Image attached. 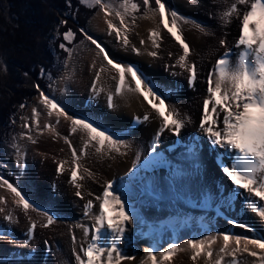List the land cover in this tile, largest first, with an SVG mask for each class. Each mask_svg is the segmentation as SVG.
Returning a JSON list of instances; mask_svg holds the SVG:
<instances>
[{"label":"bare ground","instance_id":"6f19581e","mask_svg":"<svg viewBox=\"0 0 264 264\" xmlns=\"http://www.w3.org/2000/svg\"><path fill=\"white\" fill-rule=\"evenodd\" d=\"M232 2L233 0H196L195 4H191L189 0H175L176 6L182 12L199 13L207 17L204 25L209 34L202 33L193 24L186 25L182 30L191 48L188 63L194 62L197 65L198 77L194 88L187 86L188 73L177 63L183 50L159 23L158 15L150 14L142 18L136 28L127 33L130 40L127 48L123 47L122 39L116 40L114 32L109 35L106 20L112 21V16L105 17L100 11L101 14L98 13L89 26V33L97 39L104 40V47L115 60L124 64H135L141 72L155 82L174 86L173 95L166 103L174 105L181 116L187 118L186 127L182 130L180 137L166 130L157 144V150L160 149L162 155L172 165H180L185 173L177 182L176 190H170L166 183L170 174L167 167L155 170L159 191L164 199L157 200L147 194H142L138 185L130 189V203L136 208L142 223L130 226L126 234L127 245L121 242V246L129 254L137 257L136 260L125 261L124 264H140V260L145 255L144 249L150 245L159 244L166 247L167 242L172 240H179L183 244L184 240L197 237L201 233L206 235L229 231L249 238L264 235V219L250 210L246 212L243 197L233 198L230 206L224 203V200L230 196V181L212 161V155L215 153L206 142L205 135L200 133L198 128L203 99L206 97L205 67L207 66L208 69L217 56L225 50L222 47L217 51L221 39H226L230 47L239 35L238 24L240 23H238L239 18L236 14H233L230 23L226 24L221 19L222 12L227 10ZM243 8L244 6H240L241 15ZM152 29L160 31L162 41H165L164 46L160 41L161 46L158 49H154L148 39ZM113 35L115 41L110 45L108 40H111ZM141 40L144 41L143 44L140 43ZM133 46L139 49V54L132 51ZM151 51H157L158 56H150L148 53ZM165 51L173 52L174 61L173 59L172 61L165 60L167 59L163 53ZM91 56L87 61L86 69L68 82V88L66 87L68 92L64 96L63 104L71 109L68 110L69 114L76 117L84 116L83 110H87L88 107L89 111L95 112L99 117L98 122L104 123L106 127L114 131H119L127 142V147H121V154L111 153L108 156L96 154L93 148L87 150V156L82 157L80 162L94 175L89 178L87 174H84L85 179L79 181L82 184L80 190L84 195V199L81 200L75 196L76 188L69 182L72 167L71 151L65 142V137L71 140L79 150L83 145V134L77 132L69 135L71 123L63 116L59 117V122L56 121L57 119L52 120V117H44L45 121H40L37 127L39 133L34 136L36 138L33 137L35 143H26L22 147L20 156L22 159L16 162L20 170L18 171V166L14 164L8 167V175L11 176L9 181L23 188L37 205V209H29L25 213L17 204L18 198L6 186L0 187V197L4 198L3 202H0V209L3 210L0 211V235L5 237L0 239V264H76L73 248L78 251L82 243L86 245V241L83 238L82 229L75 225L93 223L91 219L83 216L84 204L80 210L78 204L93 199L94 197L89 196V193L100 194L102 186L108 180L114 181L117 186L121 178L127 181L128 176L125 174L129 173V169L133 167V162L142 164L152 144V138L161 123L160 119L138 94L125 92L121 96L115 95L116 81L112 79L115 75L114 71L106 70L101 74L97 88L102 91L95 95L89 88L95 74L92 70L99 69L102 63L99 60L100 57L91 59L93 58ZM90 62H93L95 67H91L93 64ZM161 62L168 67L165 75L159 72ZM103 64L106 65L107 62L104 61ZM127 79L134 86L131 77ZM59 87L62 89L64 84L60 82ZM110 93L113 95L115 105L112 109L107 106V96ZM87 94H90V97H86ZM145 113L151 117L149 121L142 122L140 125L130 123L134 117L142 118ZM41 122L43 126L49 123L53 127L46 130L41 126ZM31 130L27 132L28 136L31 135ZM172 146H176L174 151L170 149ZM190 146L197 148V156L202 161L198 173L191 166L192 161L187 151ZM137 153H139V159ZM227 159L228 157L225 156V160ZM62 161L65 162V171L63 174H57L56 167ZM143 174L141 171L140 175ZM241 192H243L242 189ZM244 195L248 194L244 193ZM43 209L53 212L59 220L49 227H44L47 217L41 214ZM9 214L12 219L6 220L5 217ZM229 219L250 226L255 229V232L249 231L248 228L233 227L227 223ZM33 222L37 227L29 244L24 245L22 243L25 238L24 234ZM6 227H8L7 232L1 230ZM73 233L76 236L75 244L71 241ZM12 239L21 243L14 244L11 242ZM45 241L49 242L50 248H46ZM222 244V238H219L213 248L218 251ZM231 246H235L234 242ZM249 247L251 248V245ZM252 250L260 252L259 249ZM239 255L242 264H258L256 257L248 256L246 253ZM190 257L191 250L186 248L184 252L174 257L172 264H207V259L203 256L195 262Z\"/></svg>","mask_w":264,"mask_h":264},{"label":"snow or ice","instance_id":"6c2138e0","mask_svg":"<svg viewBox=\"0 0 264 264\" xmlns=\"http://www.w3.org/2000/svg\"><path fill=\"white\" fill-rule=\"evenodd\" d=\"M79 3L88 9L98 7L105 17L115 14L120 21V26L117 27L110 19L106 20L109 35L114 32L117 41L122 39L123 47L129 46L130 40L127 33L130 29L126 23V17H131L134 23L135 14L141 10L140 3L136 0H118V6L113 3V0H79ZM189 3L195 4L196 0H189ZM69 6H71L70 0ZM142 6L145 16L148 12L159 16V23L182 48L183 54L179 56L177 63L188 73L187 86L194 88L198 77L197 65L194 62L188 63L191 48L183 36L181 22L193 24L204 34H209L207 27L168 6L166 0H155V7L152 6L151 0H142ZM240 6H244L242 15ZM233 14H236L240 21L239 35L231 47L228 46L226 39L219 41L225 51L215 60L207 73L206 97L203 99L198 128L199 132L205 135L206 142L213 153L219 152L221 157H228L227 160L222 158L214 160L216 167L230 181V196L224 200V203L230 206L233 198L243 197L246 212L250 210L264 219V203H262L264 202V0H233L229 8L222 12L221 19L226 24L230 23ZM60 23L66 24L67 21L62 20ZM79 33L85 40L95 45L98 50L97 56L107 62L106 65L101 64L95 71L91 82L93 93L98 95L102 91L97 88L101 74L106 70L114 71L115 75L112 79L116 81L115 95L121 96L125 92L138 94L161 121L152 138L151 151L143 158V163L138 164L134 161L133 167L129 169L131 175L126 173L128 180L121 178L119 186L114 181L108 180L102 186L100 194L89 193V196L94 198L84 203L83 216L91 219L93 223L75 225L82 229L83 238L86 241V245L82 243L78 251L73 248L76 264H124L125 261H134L137 257L129 254L121 246V242L127 245L126 234L130 226L142 223L139 213L130 203V189L138 185L142 194H147L157 200L164 199L159 191L155 170L167 167L170 174L166 183L170 190H176L177 182L185 173L180 165H172L157 151V144L166 130L180 137L182 130L186 127L187 118L182 117L174 105L166 103L173 95L174 86L155 82L141 72L135 64H124L115 60L106 48L84 28L79 29ZM76 35L77 32L72 29H67L62 33L63 40L69 43L75 39ZM148 39L152 47L158 49L163 37L160 31L152 29ZM140 43L143 44L144 41L141 40ZM59 47L71 55L72 49L66 47L65 43H61ZM132 51L139 54V49L134 46ZM148 54L152 57L158 56L157 51H151ZM169 55L172 54L169 53ZM41 73H44V69H41ZM129 76L134 86L133 83L128 82ZM35 87L39 93V102L47 109L49 117L55 115L59 122V117L63 116L71 123L69 135L77 132L83 134V145L79 150L71 140L65 137V142L71 151L72 167L69 182L76 188L75 196L83 200L84 195L80 190L82 184L79 181L85 179L84 174H87L89 178L94 175L80 162L82 157L87 156V150L93 148L95 153L101 156H108L111 153L121 154V147H127V142L118 130L114 131L106 127L104 123L88 116L76 117L69 114L67 108L55 97H50L39 84ZM107 106L109 109L115 107L111 93L107 96ZM20 107L24 108L25 105L21 104ZM39 114L38 109L34 107L32 123L25 122L23 127L25 129H31L33 126L39 127ZM150 119L151 117L145 113L142 118L134 117L130 123L140 125ZM52 127L51 124L44 125L45 129ZM28 139L31 140L32 137L29 136ZM187 151L192 161L191 166L198 173L202 161L197 156V148L190 146ZM137 158L139 159V153H137ZM64 164L65 162L62 161L57 165V174L64 173ZM141 171L143 175H140ZM5 186L18 198L17 204L25 213L29 209H37V205L23 188L0 176V187ZM3 199L0 197V202H3ZM0 211L3 210L0 209ZM41 214L47 217L44 227H49L59 220V217L49 210L43 209ZM5 219L11 220V214ZM227 223L233 227L248 228L249 231L255 232V229L250 226L232 219H229ZM36 227L37 225L33 222L27 228L22 241L24 245L29 244ZM4 238L0 235V239ZM219 238H222L223 244L216 251L213 245ZM71 241L73 244L76 243L75 233L72 234ZM11 242L21 243L15 239ZM233 242L235 246H231ZM44 243L46 248H50L48 241ZM185 245L191 250L190 259L193 262L203 256L207 259V264H242L239 254L246 253L248 256L256 257L258 264H264V235L249 238L229 231L206 235L201 233L197 237L184 240L183 244L179 240H172L167 242L166 247L159 244L150 245L144 249L145 255L140 260V264H172L174 257L186 250ZM252 249H259L260 252ZM213 257H215L214 260Z\"/></svg>","mask_w":264,"mask_h":264},{"label":"trees","instance_id":"16d2710c","mask_svg":"<svg viewBox=\"0 0 264 264\" xmlns=\"http://www.w3.org/2000/svg\"><path fill=\"white\" fill-rule=\"evenodd\" d=\"M136 2L141 4L137 14H144L142 0ZM70 3L71 6L69 0H0V156L18 119L38 94L35 85L48 91L64 70L68 53L59 45L65 43L72 48L84 39L79 29H85L97 7L88 9L79 0ZM151 3L155 7V0ZM166 3L174 8L172 0ZM62 20L67 23L61 24ZM67 29L77 32L71 43L63 40L62 33ZM14 49L18 50L13 52ZM21 104L25 107L21 108Z\"/></svg>","mask_w":264,"mask_h":264},{"label":"rangeland","instance_id":"374dc122","mask_svg":"<svg viewBox=\"0 0 264 264\" xmlns=\"http://www.w3.org/2000/svg\"><path fill=\"white\" fill-rule=\"evenodd\" d=\"M174 1V4H175V0ZM113 3L116 4L118 6V1L117 0H113ZM175 9L179 11V13H181L182 15L184 16H187V17H191V18H194L195 20L199 21L202 25H204V20L207 18V17H204V14H199V13H184L182 12L175 4ZM101 14L100 13V10L97 11L96 14H94L92 16V18H89L88 22H87V32L89 33V26L90 24L93 22V18L95 16H97V14ZM103 14V13H102ZM152 14L151 12H148L145 16V14L143 16H140V17H136L134 23L132 21V18L131 17H126V23L128 24V27H129V32H131L132 30H134L138 24V22L142 19V18H145L147 17L148 15ZM203 15V16H202ZM171 18L169 17V20ZM112 22L113 24H115L117 27L120 26V21L119 19L115 16V14L112 15ZM240 23V21L238 22ZM188 24H191V23H183L181 22V30L184 29V27ZM239 25V24H238ZM90 35H93L91 33H89ZM95 39H97L96 37H93ZM112 40V41H111ZM111 40H108L109 44L111 45L112 42L115 41V36L113 35V37L111 38ZM97 41L99 43H101L102 46H104V40L102 41V39L98 38ZM164 42L165 41H161V44L162 46H164ZM176 44V43H175ZM232 46V45H231ZM230 46V47H231ZM19 48V47H18ZM21 48V47H20ZM19 48V49H20ZM222 47L220 46L217 51L221 50ZM18 49H14L12 50L13 52L16 51ZM97 49L95 48V45H92L90 41H87V40H83L81 43H79L78 45H76V47L72 50V53L70 56V58H67L66 60V63H65V69L64 71L62 72L61 76L59 77V79L55 82V84L53 85V88L50 89L49 91H47L46 93L50 96V97H55L56 100H58L61 104H63V99H64V96L66 95V93L68 92L67 91V84L70 80H72L73 78H75V76L79 75V73H82L85 69H86V65H87V61L89 59V57H93L91 59H97V57L99 58V56H97ZM225 50H223L218 56L217 58H219V56L224 52ZM164 53V56H166L167 59L165 60H168V61H174V58L175 56L173 55V52L171 53L172 55L170 56L169 55V52L165 51L163 52ZM216 58V59H217ZM215 59V60H216ZM90 60V59H89ZM101 61V63L103 64L104 61H102V58L100 57L99 59ZM95 62V61H94ZM215 61L213 62V64L209 65L208 69H207V66L205 67V76H204V84L206 82L205 80V77L208 73V70L212 67V65H214ZM90 64H93V62H90ZM100 64V62L98 63V65ZM164 62H161L160 65H159V72L160 74L162 75H165L167 74L166 73V69L168 68L167 66L165 67L164 65ZM97 65V68L99 67ZM93 67V65L91 66ZM207 69V70H206ZM94 71L93 74L95 73V70H92ZM91 73V72H90ZM60 82H62L64 84V87L61 89L59 87V84ZM67 87V88H66ZM90 90H92V83L90 84ZM201 88H203V86H201ZM91 92V91H89ZM88 92V93H89ZM204 92H205V88H204ZM202 93H203V90H202ZM89 95V96H88ZM86 97H90V94H87ZM64 105V104H63ZM65 106V105H64ZM37 108L38 109V112L40 113L39 116H38V121H39V124H40V121H45V118L44 117H49L47 115V109L42 105L40 104L39 102V94L37 96H35L34 98L32 97V101H31V104L26 108L23 116L18 120V122L16 123L15 127H14V133H13V136L7 141V143H5V146H3V151H2V155H1V159H0V176H3L4 178H6L7 180H11L10 177L8 175V167L9 165H13L14 166H18L19 164L16 162L22 158H20L21 156V150H22V147L25 146L26 143H35L33 141H35L34 137L36 135V133L38 134L39 131L37 130V127L36 126H33L32 127V130L31 129H25L23 127L24 123L25 122H28L29 124L32 123V109L33 108ZM67 110H71V109H68ZM90 109L87 107V110H83V112L85 113L84 116H88V117H91L92 119H95L98 121L97 118H99L95 112H91L89 111ZM43 119V120H42ZM52 120L53 119H57V117L55 115L52 116L51 118ZM57 121V120H56ZM49 124V123H47ZM41 126H43V122H41ZM44 127V126H43ZM31 130V136L32 139H28V135H27V132H29ZM47 130V129H46ZM43 135V133H42ZM40 135V136H42ZM34 137V138H33ZM34 139V140H33ZM38 154V153H37ZM16 156V157H15ZM16 158V159H15ZM210 158H211V155H210ZM208 159V158H207ZM13 160V161H12ZM18 171L20 170L19 166L17 167ZM84 204V202L82 201L80 204H78V209L80 210L81 209V206ZM5 226V224H3ZM8 227L6 228H2L1 230L5 231L6 232L8 231L7 230ZM2 232V231H1ZM1 234V233H0Z\"/></svg>","mask_w":264,"mask_h":264}]
</instances>
